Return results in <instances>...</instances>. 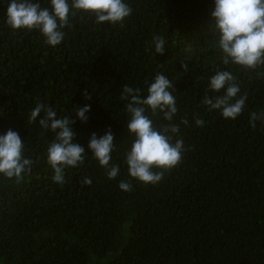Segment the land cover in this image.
I'll return each instance as SVG.
<instances>
[{
	"label": "trees",
	"instance_id": "obj_1",
	"mask_svg": "<svg viewBox=\"0 0 264 264\" xmlns=\"http://www.w3.org/2000/svg\"><path fill=\"white\" fill-rule=\"evenodd\" d=\"M128 3L133 11L122 24L77 12L55 47L36 30L10 29L0 3V132L17 131L33 160L19 182L0 176V264H264V121L249 122L264 111V76H257L264 65L220 63L212 0ZM154 35L166 40L163 55L149 48ZM218 68L230 70L247 95L235 120L202 104L205 94H220L207 89ZM158 72L175 89L173 122L186 151L157 184L131 179L124 191L118 181L130 179L123 161L132 137L120 94L126 84L143 90ZM39 102L73 118L74 107L89 104L87 121L72 125L74 139L88 152L89 135L110 127L120 175L108 179L89 153L65 169L64 184L55 183L47 162L55 133L28 120ZM149 115L157 127L168 123Z\"/></svg>",
	"mask_w": 264,
	"mask_h": 264
},
{
	"label": "clouds",
	"instance_id": "obj_2",
	"mask_svg": "<svg viewBox=\"0 0 264 264\" xmlns=\"http://www.w3.org/2000/svg\"><path fill=\"white\" fill-rule=\"evenodd\" d=\"M6 3L4 22L12 30L38 31L44 43L55 47L65 38L66 27L71 26V18L77 12L90 13L94 23L117 24L132 14L128 0H47L42 6L40 0H0ZM213 8L209 13L212 21V46L218 51L221 64L237 65L241 68L256 69L264 65V0H212ZM166 40L154 35L149 44L155 54L163 55ZM258 77L264 73L258 72ZM146 87L124 85L120 98L127 101L128 114L125 128L132 139L124 153L129 180L121 179L118 187L124 191L132 189L131 179L144 184H157L163 179L164 172L175 167L182 158L186 147L179 137V125L174 123L177 114L176 96L173 94L172 81L160 72L147 80ZM207 89L219 95L205 94L202 104L208 111H218L225 119L235 120L243 111L247 95L240 94L236 76L230 70L217 69L208 77ZM88 99L87 92L83 93ZM89 104L74 107L75 118L71 115L58 117L53 106L39 102L28 115V120L38 123L44 130L55 133V138L47 147V162L57 184L65 183V169L81 165L87 154L104 168L108 179L120 175V165L112 163L115 150L111 128L103 134L92 132L85 147L74 139L72 125L78 119L86 122ZM43 112L37 121V117ZM152 116L162 115L167 121L160 127L154 124ZM257 120L264 121V111L250 113V124L254 127ZM187 125V119L181 120ZM196 126H204L205 121L195 118ZM25 145L19 133L11 128L0 132V176L19 182L29 173L33 160L24 155ZM91 184L90 178L83 179Z\"/></svg>",
	"mask_w": 264,
	"mask_h": 264
}]
</instances>
